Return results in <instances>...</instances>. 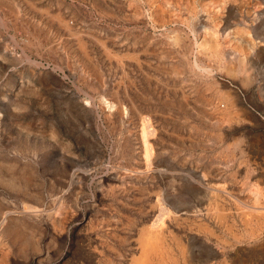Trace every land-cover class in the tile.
I'll return each mask as SVG.
<instances>
[{
  "label": "rangeland",
  "instance_id": "rangeland-1",
  "mask_svg": "<svg viewBox=\"0 0 264 264\" xmlns=\"http://www.w3.org/2000/svg\"><path fill=\"white\" fill-rule=\"evenodd\" d=\"M0 172V264H264V0H0Z\"/></svg>",
  "mask_w": 264,
  "mask_h": 264
},
{
  "label": "bare ground",
  "instance_id": "bare-ground-1",
  "mask_svg": "<svg viewBox=\"0 0 264 264\" xmlns=\"http://www.w3.org/2000/svg\"><path fill=\"white\" fill-rule=\"evenodd\" d=\"M180 1V0H179ZM148 2V1H147ZM160 2V1H159ZM156 3V2H155ZM158 4V3H157ZM204 5V4H203ZM200 6V5H199ZM206 6V5H205ZM152 8V7H151ZM175 8V7H174ZM152 9H154V7L152 8ZM156 9V8H155ZM187 9V8H186ZM196 9V8H195ZM194 10V9H193ZM151 12V11H150ZM156 12V11H155ZM180 12V11H179ZM154 13V12H153ZM182 13V12H181ZM189 14V13H188ZM58 15V14H57ZM151 15H152V13H151ZM54 16V15H53ZM114 16V15H113ZM189 16V15H188ZM197 16V15H196ZM57 17H59V16H57ZM184 18V17H183ZM187 18V17H186ZM174 21V20H173ZM185 23V22H184ZM192 23V22H191ZM190 25V24H189ZM44 26V25H43ZM67 26V25H66ZM186 27V26H185ZM194 27V26H193ZM193 30V29H192ZM260 34V33H259ZM184 35V34H183ZM194 35V34H193ZM41 36V35H40ZM188 36V35H187ZM194 37V36H193ZM80 38V37H79ZM194 38H196V37H194ZM38 40V39H37ZM81 40V39H80ZM189 40V39H188ZM79 41V40H78ZM83 41V40H82ZM37 42V41H36ZM81 42V41H80ZM173 43V42H172ZM195 43H196V41H195ZM79 45V44H78ZM82 45V44H81ZM85 45V44H84ZM187 47V46H186ZM196 47V46H195ZM83 48V47H82ZM81 48V49H82ZM179 48V47H178ZM89 49V48H88ZM206 49V48H205ZM176 50V49H175ZM184 50V49H183ZM194 50H195V48H194ZM210 50V49H209ZM110 51V50H109ZM182 51V50H181ZM86 52H88V51H86ZM179 52V51H178ZM215 52V51H214ZM89 53V52H88ZM199 53V52H198ZM212 53V52H211ZM220 53V52H219ZM84 54V53H83ZM111 54V53H110ZM122 54V53H121ZM127 54V53H126ZM194 54V53H193ZM216 54V53H215ZM113 55H115V54H113ZM221 55V54H220ZM92 56V55H91ZM111 56V55H110ZM109 56V57H110ZM116 56V55H115ZM119 56V55H118ZM122 56V55H121ZM178 56V55H177ZM192 56V55H191ZM90 57V56H89ZM112 58V57H111ZM117 58V57H116ZM192 58V57H191ZM109 59V58H108ZM118 59V58H117ZM216 59V58H215ZM119 60V59H118ZM199 60V59H198ZM120 61V60H119ZM222 61H223V59H222ZM122 62V61H121ZM207 64V63H206ZM204 65V64H203ZM181 66H182V64H181ZM196 66V65H195ZM199 66V65H198ZM242 66V65H241ZM193 67H194V65H193ZM234 67H235V65H234ZM209 68V67H208ZM199 69V68H198ZM206 69H207V66H206ZM210 69V68H209ZM202 70V69H201ZM230 70V69H229ZM203 71V70H202ZM232 71V70H231ZM247 71V70H246ZM232 73V72H231ZM181 74V73H180ZM191 76V75H190ZM194 76H195V74H194ZM248 77V76H247ZM247 81H249V80H247ZM211 82V81H210ZM243 82V81H242ZM244 83V82H243ZM246 84V83H245ZM206 86V85H205ZM175 89V88H174ZM209 91V90H208ZM187 93V92H186ZM184 94H185V92H184ZM168 97V96H167ZM189 97V96H188ZM191 97V96H190ZM189 97V98H190ZM118 99V98H117ZM119 100V99H118ZM118 102V101H117ZM187 102V101H186ZM190 102H191V100H190ZM199 103V102H198ZM180 104V103H179ZM189 105V104H188ZM122 107H123V105H122ZM118 108V107H117ZM174 108H176V107H174ZM122 109V108H121ZM191 109V108H190ZM97 110V109H96ZM178 111H179V109H178ZM188 112H190V111H188ZM225 112V111H224ZM236 112V111H235ZM239 113V112H238ZM112 114V113H111ZM185 114V113H184ZM226 114V113H225ZM227 115V114H226ZM223 116V115H222ZM231 118V117H230ZM120 119V118H119ZM147 118H145V120H146ZM233 119V118H232ZM111 120V119H110ZM245 120H246V118H245ZM143 121V120H142ZM225 121V120H224ZM232 121V120H231ZM115 122V121H114ZM146 122H148L147 120H146ZM145 122V123H146ZM150 122V121H149ZM150 125H151V123H149ZM223 124H225V123H223ZM149 125V126H150ZM143 126H144V124H143ZM227 126V125H226ZM148 128H150V127H148ZM152 128V127H151ZM151 128H150V130H151ZM153 129V128H152ZM122 130V129H121ZM147 130V129H146ZM214 130V129H213ZM145 131V130H144ZM148 131H149V129L147 130V131H145V135H147L148 134ZM154 132H155V130H154ZM151 134H152V132H150ZM154 134V133H153ZM214 134V133H213ZM144 135V136H145ZM145 137H147V136H145ZM145 139V138H144ZM147 139V138H146ZM145 141V140H144ZM121 142V141H120ZM147 142V141H146ZM150 142V141H149ZM237 142V141H236ZM147 145L149 144V143H146ZM146 145V146H147ZM149 145H151V144H149ZM229 145V144H228ZM148 148V149H147ZM147 150H145L147 153V155H145V156H148V155H150V153H151V147L150 146H147ZM153 148V147H152ZM69 149V148H68ZM116 150V149H115ZM154 150V149H153ZM120 153V152H119ZM123 155V154H122ZM152 156V155H151ZM71 159H72V156H71ZM148 160V159H147ZM20 163V162H19ZM3 166V165H2ZM6 166V165H5ZM12 166V165H11ZM15 166V165H14ZM125 168V167H124ZM162 168V167H161ZM28 169V168H27ZM151 171V170H150ZM1 173V172H0ZM234 173V172H233ZM165 174V173H164ZM138 175V174H137ZM124 176V175H123ZM160 176V175H159ZM127 177V176H126ZM72 181V180H71ZM30 182V181H29ZM114 184V183H113ZM15 187V186H14ZM17 187V186H16ZM19 187V186H18ZM21 187V186H20ZM22 188H23V186H22ZM27 188V187H26ZM260 188V187H259ZM199 189V188H198ZM159 190V189H158ZM259 190V189H258ZM112 191V190H111ZM23 192H25L26 193V191H23ZM108 192V191H107ZM160 192V191H159ZM162 192H164V191H162ZM263 193V192H262ZM217 194H219V193H217ZM79 195V194H78ZM111 195V194H110ZM202 195V194H201ZM158 196V195H157ZM219 196V195H218ZM74 197H75V195H74ZM158 199V198H157ZM159 201V200H158ZM216 201H217V199H216ZM219 201V200H218ZM260 200H258V202H259ZM221 202V201H220ZM260 203H262V202H260ZM264 203V202H263ZM155 204V203H154ZM162 204V203H161ZM198 206V205H197ZM215 206H217L216 204H215ZM239 206V205H238ZM244 206V205H243ZM218 207V206H217ZM169 208V207H168ZM219 208V207H218ZM246 208V207H245ZM33 209V208H32ZM215 209H216V207H215ZM263 209V208H262ZM27 210V209H26ZM224 209H222L221 210V212L223 211ZM228 210V209H227ZM243 210H244V208H243ZM243 210H241V211H243ZM169 211V210H168ZM168 211H167V213H168ZM206 211H208V210H206ZM225 212H226V210H224ZM247 211V210H246ZM245 210L243 211V212H246ZM254 210H252V212H253ZM67 212V211H66ZM251 212V213H252ZM256 212H258V211H256ZM256 212H254L255 214H254V216L256 215ZM260 212V211H259ZM39 213V212H38ZM58 213V212H57ZM164 213V212H163ZM220 213V212H219ZM224 213V212H223ZM159 214V213H158ZM165 214V213H164ZM218 214V213H217ZM225 214V213H224ZM237 214V213H236ZM243 214V213H242ZM245 214V213H244ZM247 214V213H246ZM261 214V213H260ZM259 214V215H260ZM9 215V212L8 213H6L5 214V216H8ZM66 216H67V213L65 214ZM163 215V214H162ZM218 215H220V214H218ZM222 215V214H221ZM221 215H220V218H221ZM29 216V215H28ZM217 216V215H216ZM226 216V215H225ZM250 216V218H251V214L249 215ZM262 216H264V215H262ZM34 217V216H33ZM184 217V216H183ZM187 217V216H186ZM158 218V217H157ZM161 218V217H160ZM248 218V217H247ZM250 218L248 219V220H246V221H248L247 223H250L251 222V220H250ZM261 218V217H260ZM242 219H243V217H242ZM160 220H162V219H160ZM257 220L258 221H261V220H259V218H257ZM171 221V220H170ZM176 221V220H175ZM219 221H220V219H219ZM222 221V220H221ZM221 221H220V223H221ZM246 221H244V222H246ZM264 221V220H263ZM163 222V221H162ZM254 222V221H253ZM164 223V222H163ZM162 223V224H163ZM204 223V222H203ZM227 223V222H226ZM148 224H149V222H148ZM190 224V223H189ZM228 224H229V222H228ZM259 224H262V222H259ZM28 225V224H27ZM151 225H153V223L151 224ZM203 225V224H202ZM227 225V224H226ZM230 225V227L232 226L231 225V223L229 224ZM229 225H228V229L230 228L229 227ZM248 225V224H247ZM25 226V225H24ZM100 226V225H99ZM205 226V225H204ZM225 226V225H224ZM250 226H251V223H250ZM254 226V225H253ZM262 226V225H261ZM94 227V226H93ZM189 227H190V225H189ZM226 227V226H225ZM14 228V226L11 224L10 226H9V229H13ZM150 229H147L148 230V233L149 234H146V231L145 232H142V233H145V239H141L140 240V242L142 243V245H143V247H142V250H141V252H140V255L141 256H139V254H138V256L137 257H134V260H133V264H150L151 263V261H152V259H154V255H156V258L159 260V262H160V264H168V263H166V254H167V252H168V250L166 249V247H165V244H164V242H165V239H163L162 238V235L161 234H163V230L160 228H158V230L156 229V230H154V229H152L151 230V227H149ZM256 228V227H255ZM90 229V228H89ZM105 229V228H104ZM164 229V228H163ZM213 229V228H212ZM231 229V228H230ZM93 230V229H92ZM144 230H146L145 228H144ZM150 230V231H149ZM153 230H154V232H153ZM250 230V229H249ZM14 231V230H13ZM209 231H210V228H209ZM230 231V230H229ZM235 231V230H234ZM259 231V230H258ZM14 232H16V231H14ZM213 233L215 232V230L213 229V231H212ZM212 232H209V233H211L212 234ZM255 232V230L253 229H251V233L253 234ZM63 233V232H62ZM141 233V232H140ZM13 234V233H12ZM215 234H218V233H214V235ZM233 234H235V233H233ZM264 234V233H263ZM142 236L140 237V238H142L143 237V234H141ZM149 235V236H148ZM258 235V234H257ZM217 236V235H216ZM237 236H238V234H237ZM241 236V235H240ZM148 238V239H147ZM174 238H176L175 237V235H174ZM239 238V237H238ZM220 239V238H219ZM224 239V238H223ZM229 239V238H228ZM31 240V239H30ZM29 240V241H30ZM226 240V239H225ZM17 241H18V239H17ZM183 241V240H182ZM263 241V240H262ZM8 242V241H7ZM32 242V241H31ZM167 242V241H166ZM224 242V241H223ZM245 242V241H244ZM33 243V242H32ZM176 245H178V247L180 248V250L182 251V252H184V253H186L185 255H186V260H185V262H186V264H192V261H193V259H192V253H193V251H194V249H193V246H189L188 248H186V246L188 245L187 243V245H185V243L183 242H181V240L180 239H176ZM171 244V243H170ZM189 244H191V245H194L193 244V242L191 241ZM229 244V243H228ZM171 246H173V245H170V247ZM33 247H35V246H33ZM169 247V248H170ZM264 247V246H263ZM8 249V248H7ZM22 249V248H21ZM29 249V248H28ZM171 249H172V247H171ZM170 249V250H171ZM232 249V248H231ZM188 251H191L190 253H189V255H187V252ZM7 252H8V250H7ZM176 252V251H175ZM256 252V251H255ZM142 253V254H141ZM181 254H183V253H181ZM208 254V253H207ZM206 254V255H207ZM119 255V254H118ZM168 255V254H167ZM170 255V254H169ZM233 255V254H232ZM135 256V255H134ZM133 257V256H132ZM168 257V256H167ZM230 257V256H229ZM251 257V256H250ZM169 258V257H168ZM171 259H172V257H171ZM173 259H174V257H173ZM206 259H207V257H205L204 259H202L201 261L202 262H204V261H206ZM228 259V258H227ZM111 260V259H110ZM108 261L107 262V264H113V262L112 261ZM175 261L177 262V259H175ZM174 261V262H175ZM249 262V261H248ZM153 263V262H152ZM151 263V264H152ZM156 263V262H155ZM178 263V262H177ZM171 264H172V262H171ZM204 264H207V263H204ZM220 264V263H219ZM243 264V263H242Z\"/></svg>",
  "mask_w": 264,
  "mask_h": 264
}]
</instances>
